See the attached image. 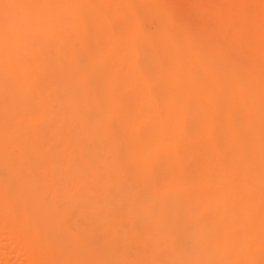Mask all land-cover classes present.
<instances>
[{"label":"bare ground","instance_id":"bare-ground-1","mask_svg":"<svg viewBox=\"0 0 264 264\" xmlns=\"http://www.w3.org/2000/svg\"><path fill=\"white\" fill-rule=\"evenodd\" d=\"M12 258L264 264V0H0Z\"/></svg>","mask_w":264,"mask_h":264},{"label":"rangeland","instance_id":"rangeland-1","mask_svg":"<svg viewBox=\"0 0 264 264\" xmlns=\"http://www.w3.org/2000/svg\"><path fill=\"white\" fill-rule=\"evenodd\" d=\"M8 264H20V260L19 259L16 260V259L12 258V259H10Z\"/></svg>","mask_w":264,"mask_h":264}]
</instances>
